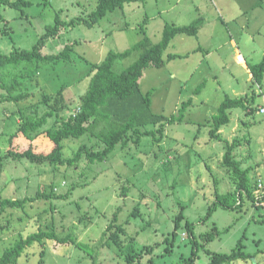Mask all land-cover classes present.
<instances>
[{"label":"rangeland","instance_id":"rangeland-1","mask_svg":"<svg viewBox=\"0 0 264 264\" xmlns=\"http://www.w3.org/2000/svg\"><path fill=\"white\" fill-rule=\"evenodd\" d=\"M28 1V6L13 7L0 0V50L3 53L8 54L15 48L31 49L46 28L54 25L56 15L64 21L78 16L86 18L97 3V0ZM216 1L219 6V0L126 3L92 27L62 25L55 36L45 39L41 48L43 54H56L66 44L75 42L72 63L42 64L37 74L22 66L2 67L0 156L8 150L20 152L29 148L35 153H48L52 149L53 144L44 131L39 132L33 142L18 132L17 105H35L44 91L54 94L64 87V102L68 106L48 118L44 127H50L80 105L79 97L90 80V76H86L89 64L83 59L100 62L109 50L129 48L144 36L142 28L154 44L160 40L165 24L186 25L196 18L195 2L214 12ZM235 1L230 0L231 4ZM261 4L264 5V1ZM197 37L175 35L164 51V65L149 66L139 79L141 91L152 92L150 107L154 113L177 115L181 103L192 98L184 120L167 124L162 139H155L159 133L155 137L145 134L139 143H134L130 136L124 146L117 144L106 160L93 163L81 159L72 165L54 166L26 158L4 159L0 174L1 198L25 199L34 196L40 188L45 192L53 188L57 194L67 196L27 201L22 207H4L0 214V257L6 248L27 235L38 230H54L73 241L44 238L41 243L34 242L27 247L15 264H182L193 250H196L194 264H208L210 256L206 249L228 253L240 239L243 250L254 256L222 264H264V223L258 222L264 214L260 215L262 208L254 207L250 200L236 209L217 206L209 218L198 221L206 217L217 193L236 187L228 169L222 165L225 141L209 134L212 117L226 96L254 92L252 105L264 106V77L261 85L255 83L249 78L246 67L247 60L258 62L264 49L262 45L252 46L255 53L250 51L247 58H242L239 53L233 54L235 46L228 41L217 51L203 46L197 49ZM172 54L177 56L169 59L168 55ZM138 55L136 51L116 60L113 69L123 70ZM23 73L26 76H21ZM13 75H19L24 84L22 89L32 93L18 104L2 99L7 92L4 85L12 81ZM203 80L204 85L195 93ZM242 91L246 93L240 95ZM45 109L44 105L38 106L39 113ZM229 115V122L222 126L223 139L237 142L234 156L242 167L249 168L250 183L253 185L260 180L264 184V113L246 114L244 108L234 107ZM155 127L149 124L146 128L154 130ZM62 143L65 157L72 156L81 144L94 150L103 147L95 138L85 135L69 137ZM180 211L184 220L194 222L196 247L184 228V220L174 229V218ZM110 223L122 224L121 245L110 237L117 230L115 226L108 227ZM213 225L218 233L203 247L200 235ZM145 245L151 248L140 253L138 261H126L128 254L142 251Z\"/></svg>","mask_w":264,"mask_h":264},{"label":"trees","instance_id":"trees-1","mask_svg":"<svg viewBox=\"0 0 264 264\" xmlns=\"http://www.w3.org/2000/svg\"><path fill=\"white\" fill-rule=\"evenodd\" d=\"M146 0H97L95 9L88 14V16L74 17L69 21L62 20L58 15L55 17L54 25L46 28L45 33L34 44L31 49L15 48L8 54L0 50V70L6 65H12L14 68L22 66L25 70L33 71L37 74L42 64H50L54 66L58 62L65 64L72 63L73 54L75 52V42L66 44L62 50L56 54H43L41 48L44 41L48 37L55 36L62 25L73 27L76 24H85L92 27L98 23L108 13L115 11L118 8H123L124 4L131 2H145ZM4 3L13 7L20 5L28 6V0H15L9 2L4 0ZM203 24V17L199 16L193 19L186 25L165 24L161 38L158 42L152 44L145 30L142 28L144 36L142 39L134 43L129 48L123 51L109 50L102 61L90 63L86 76H90L89 84L86 91L80 95V105L77 110L70 113L66 118L56 120L54 123L45 129L44 125L48 118L56 116L60 110L66 108L68 105L64 102V87L59 88L56 93L50 94L44 91L41 99L35 105L21 106L18 105V115L20 123L17 128L29 140H33L39 132H45L52 142V149L48 153H35L31 149L25 151L8 150L4 155L0 156V174L3 170L4 159L12 157L13 159L26 158L34 163H49L51 165H72L85 159L87 162L93 163L96 161H104L108 158L117 144L124 146L127 143L128 137L134 143H139L141 136L147 134L159 136L155 139L159 140L163 137V132L167 124L176 121H183L187 107L192 103V98H189L181 103L177 115L166 116L164 114L154 113L151 110V94L150 90L142 92L139 88V79L143 75V71L149 66L162 67L164 65V51L169 45V42L177 34L197 35L199 28ZM201 50V47H197ZM138 51L139 55L130 65L123 70L116 72L113 65L116 60L123 59L130 56L132 53ZM177 56L176 54L168 55V58ZM247 67L252 74V81L261 85L264 77V54L262 58L255 63H247ZM26 76L23 73L21 76ZM19 75H13L12 81L8 85H4L7 90L3 96V100L12 101L18 104L26 100L32 93L24 91V85ZM200 84L195 88V93L200 91ZM17 90H19L17 92ZM255 98V93L250 95H242L238 97L226 96L218 105L217 113L212 117V126L209 129V134L212 138L225 141V150L222 155V165L225 166L231 177L233 178L236 187L232 191L225 193H217L216 200L209 207L206 217L199 219H207L211 216L213 210L217 206H222L228 209L241 208L245 200H250L252 205L256 208H262L264 214V205H256L255 189L257 188L258 180L255 184H251L249 180V168L241 166V161L234 156V148L236 141H228L223 139L219 130L227 124L230 120L229 110L234 107H242L246 114H254L257 112V106L252 105ZM44 105L47 109L43 113H39L38 106ZM79 108V109H78ZM27 109H30L29 111ZM152 124L154 130L147 129V125ZM145 128V129H141ZM45 129V130H44ZM130 132V133H129ZM88 136L95 138L98 142L103 144L100 149L88 148V145L81 144L70 157L63 155L64 139L69 137L79 138L81 136ZM263 184V183H262ZM72 189V187H71ZM70 189V190H71ZM50 188L48 192L41 188L32 197L25 199H10L0 197V214L4 207H22L27 201H34L36 199L45 198H66L67 195L57 194ZM263 193H261L260 200L264 201V184L262 185ZM259 200V199H258ZM184 216L180 211L174 218V229L176 230L183 222ZM184 228L188 236L191 237L193 246L196 247V239L194 237V222L184 220ZM258 221V220H257ZM258 222L264 223L262 217ZM115 226L117 230L111 234L113 241L117 245H121L119 233L124 232L122 224L110 223L108 227ZM218 233V228L213 225L211 229L202 233L201 239L204 244L203 247L215 238ZM174 236V232H173ZM44 238L53 239L57 242L73 241L71 237L59 236L54 230H38L27 235L25 238L17 240L13 246L6 248L0 257V264H15L21 253L34 242L41 243ZM150 246L145 245L142 251H133L126 257L127 262L138 261L140 253L149 251ZM244 244L242 239L237 242V245L228 253L211 252L206 249L210 256L208 264H222L230 263L237 259H248L254 255L243 250ZM196 250H193L191 256L184 260L182 264H194L196 258ZM42 254V252H41ZM41 261V260H40Z\"/></svg>","mask_w":264,"mask_h":264},{"label":"crops","instance_id":"crops-1","mask_svg":"<svg viewBox=\"0 0 264 264\" xmlns=\"http://www.w3.org/2000/svg\"><path fill=\"white\" fill-rule=\"evenodd\" d=\"M263 1L264 0H236L235 3L231 4L230 0H219V6H217L216 1L214 12L208 10L204 4L200 2L197 4L195 2V17H203V24L196 35L198 36L197 40L199 41L198 43L201 49L202 46L206 47V49L212 47L214 51H217L220 45L228 41V43L235 46V48H233V54L239 53L242 58H247L250 51L255 53L252 46L262 45L264 49V5L261 4ZM217 12L219 13L218 18L227 21V24L219 22ZM249 24L253 28H250ZM199 45L197 47H199ZM247 48L248 51L245 50ZM247 63L250 62H248V60L246 61V67ZM247 71L250 74L249 78L252 79V74L248 67ZM204 82L205 80L201 81V84L204 85ZM244 93H246V91H242L240 95ZM202 102H204V100ZM17 107L16 111L18 109ZM222 131L221 128L219 132L222 133ZM30 141L33 142L34 140Z\"/></svg>","mask_w":264,"mask_h":264},{"label":"built area","instance_id":"built-area-1","mask_svg":"<svg viewBox=\"0 0 264 264\" xmlns=\"http://www.w3.org/2000/svg\"><path fill=\"white\" fill-rule=\"evenodd\" d=\"M257 108H258L257 109L258 113H264V106H260V107H257ZM262 185L263 184L261 183V181H259L258 185H257V188L255 189V192H254L255 193V198H256L255 204L256 205H260V206L264 205V201L260 200V198H261L260 194L263 193Z\"/></svg>","mask_w":264,"mask_h":264}]
</instances>
